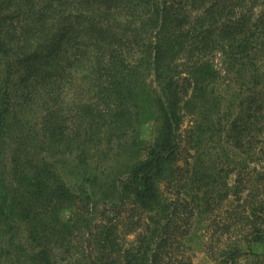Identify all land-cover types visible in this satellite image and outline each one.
<instances>
[{"label":"trees","instance_id":"obj_1","mask_svg":"<svg viewBox=\"0 0 264 264\" xmlns=\"http://www.w3.org/2000/svg\"><path fill=\"white\" fill-rule=\"evenodd\" d=\"M263 132L264 0H0V264H263Z\"/></svg>","mask_w":264,"mask_h":264},{"label":"rangeland","instance_id":"obj_2","mask_svg":"<svg viewBox=\"0 0 264 264\" xmlns=\"http://www.w3.org/2000/svg\"><path fill=\"white\" fill-rule=\"evenodd\" d=\"M66 99L67 101L64 103V105L62 106L60 105L57 108L60 111V113L63 115L62 118H60V121L66 123L67 125L69 124L71 126L72 121H71L70 115L68 117L65 114L66 112L74 111V107H73L74 103L70 102L72 100L71 95H69ZM28 117L30 120L38 122L40 120V113L37 112L35 109H31L30 115L28 114ZM154 127H155V122L153 120H150L144 123L141 127V135H142L141 137L148 139V140L151 139L153 132H154ZM263 137H264V132H263ZM114 170H115L114 167H111V168L108 167V171L113 172ZM63 175H64V178L67 180V182H71L73 180L72 177H70L67 174V171H63ZM70 211H71L70 205L66 204L60 212L61 217L64 220H66L67 218L70 217ZM124 215H126V213ZM121 231H124L123 227H121ZM20 235L23 236L22 230L20 232ZM194 244H195L194 245V255H193L192 263L193 264H210L209 254L205 251V249L200 247L197 243H194ZM258 251L261 252L262 251L261 248H259ZM255 259H256L255 257L242 258L239 260L238 264H258V263H255ZM261 261L264 262L262 258H261Z\"/></svg>","mask_w":264,"mask_h":264}]
</instances>
